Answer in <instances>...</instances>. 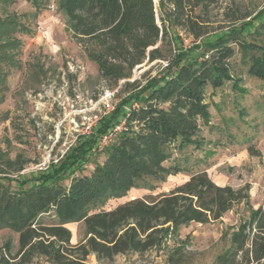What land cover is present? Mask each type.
Returning <instances> with one entry per match:
<instances>
[{"label": "trees", "instance_id": "obj_1", "mask_svg": "<svg viewBox=\"0 0 264 264\" xmlns=\"http://www.w3.org/2000/svg\"><path fill=\"white\" fill-rule=\"evenodd\" d=\"M27 1L39 13L51 0ZM220 1L56 0L72 38L97 65L99 78L109 89L122 81L126 92L139 89L132 97L140 105L126 114V129L105 149V160L90 175L73 177L67 187L57 182L58 172L57 176H42L27 188L14 189L11 184L16 180L8 176L23 169L21 157L0 161V229L19 235L17 250L11 242L0 247V264H31L38 256L51 264H82L91 255L111 264L120 255L144 254L162 245L168 234L182 226L218 222L235 205L249 203V185L239 189L219 185L206 170H200L190 172L185 182L168 192L104 209L108 202L127 196L133 189L147 187L154 192L152 182H165L187 172L173 155L202 146L198 135L211 118L206 91L234 81L231 59L237 52L249 65L248 75L264 81V46L244 38L242 27L207 44L193 61L174 59L164 74L144 86L130 82L134 70L143 64L167 61L164 49L171 45L170 28L195 42L208 35L205 15ZM30 33L18 15L0 17L3 87L11 70L21 67L18 56L22 41L16 35ZM255 35L264 36V17ZM109 124L105 121L98 135L105 133ZM93 139H85L75 148L79 150L71 157L75 162L91 150ZM249 151L260 155L253 147ZM64 165L61 173L74 164ZM45 217L52 222L46 223ZM69 223L84 225L85 236L78 244L71 242ZM234 229L229 248L213 264H264V205L252 210L248 220ZM169 263L178 264L174 256Z\"/></svg>", "mask_w": 264, "mask_h": 264}, {"label": "rangeland", "instance_id": "obj_2", "mask_svg": "<svg viewBox=\"0 0 264 264\" xmlns=\"http://www.w3.org/2000/svg\"><path fill=\"white\" fill-rule=\"evenodd\" d=\"M262 12L264 0H221L205 15L209 20L208 35L195 42L184 32L170 28L171 45L164 49L167 61L143 64L134 70L130 82L148 84L164 74L178 57H183V62L193 61L204 53L207 44L233 28L244 27V38H253L264 46V36L255 35L264 17ZM14 14L31 33L16 35L22 41L18 56L21 67L11 70L6 87L0 84V161L21 157L23 169L8 176L9 180H16L12 184L9 181L14 189L27 188L42 176H57L58 172L57 182L67 187L73 177L90 175L105 160V149L116 137L114 129L126 114L139 107L140 102L132 96L140 90H122L123 81L108 88L99 78L97 65L72 38L68 20L56 0H51L39 13L27 0L0 2L1 18ZM236 17L245 19L235 23L232 19ZM248 66L237 52L231 59L234 81L216 90L207 89L211 118L201 126L198 135L202 146L173 155V160L180 162L187 172L165 182H152L154 192L147 187L137 188L121 199L111 200L104 209H112L130 198L168 192L185 182L190 172L200 170H206L219 185L235 189L249 185V203L235 205L218 222L182 226L168 234L162 245L144 254L120 256L111 264H170L171 256L178 264H213L229 248L234 228L248 220L252 210L264 205V81L248 75ZM91 115H98L99 121L93 134H83L84 123ZM105 121L110 124L105 133L98 135L97 130ZM105 137L106 141L101 143ZM89 138L95 140L91 150L79 155L75 162L71 158L79 154L75 148ZM250 147L260 155H251ZM65 163L74 165L61 173L60 167H66ZM45 220L52 222L48 217ZM66 227L72 232L73 245L83 240V223H69ZM7 242L17 250L19 235L0 229V247ZM31 264L51 263L38 256ZM82 264L107 263L91 255Z\"/></svg>", "mask_w": 264, "mask_h": 264}, {"label": "built area", "instance_id": "obj_3", "mask_svg": "<svg viewBox=\"0 0 264 264\" xmlns=\"http://www.w3.org/2000/svg\"><path fill=\"white\" fill-rule=\"evenodd\" d=\"M136 108H138V107H135L134 109H136ZM99 118L100 117L98 115H91L90 117H88L87 121L84 123L83 134L91 135L94 132V129L96 127V123L99 121ZM125 129H126V125H125V119H124L123 122L114 129V133L117 136L119 133H121ZM106 139H107V137H105L101 141V143L105 142Z\"/></svg>", "mask_w": 264, "mask_h": 264}, {"label": "crops", "instance_id": "obj_4", "mask_svg": "<svg viewBox=\"0 0 264 264\" xmlns=\"http://www.w3.org/2000/svg\"><path fill=\"white\" fill-rule=\"evenodd\" d=\"M133 190H135V189H133ZM133 190H131V191H133ZM131 191H130V192H131ZM131 199H134V198H130L129 200H131ZM120 256L124 257L125 255H120ZM120 256H118V257H116V258H119Z\"/></svg>", "mask_w": 264, "mask_h": 264}, {"label": "water", "instance_id": "obj_5", "mask_svg": "<svg viewBox=\"0 0 264 264\" xmlns=\"http://www.w3.org/2000/svg\"><path fill=\"white\" fill-rule=\"evenodd\" d=\"M157 1V0H156Z\"/></svg>", "mask_w": 264, "mask_h": 264}]
</instances>
